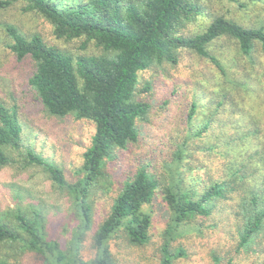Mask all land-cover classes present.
Masks as SVG:
<instances>
[{
  "label": "rangeland",
  "instance_id": "obj_1",
  "mask_svg": "<svg viewBox=\"0 0 264 264\" xmlns=\"http://www.w3.org/2000/svg\"><path fill=\"white\" fill-rule=\"evenodd\" d=\"M198 4L200 13L180 27V33L201 32L215 15H224L245 27L264 29V0H198ZM24 6L22 2H14L0 7V101L15 107L23 146L17 151L9 150L12 163L0 168V219L3 222L25 235L16 226L14 214L19 211L31 220L39 213L47 240L56 241L69 259L73 255L86 264H93L96 256L93 234L124 181L141 165L158 176L182 142H186L187 157L183 158L182 166H173L182 172L186 190L201 191L214 181L234 178L239 191L244 190L246 194L255 180L260 182L259 173H264L261 161L264 51L257 44L250 55L245 56L233 40L220 37L207 49L218 59L223 71L209 59L181 49L177 63L152 64L138 72L136 97L150 104L149 113L145 120L137 121L138 141L114 150L112 156L104 160L103 175L92 185L87 198L91 228L75 238L81 220L73 211L70 195L56 187L42 166L26 165L25 148L59 167L65 180L74 183L80 176L93 124L72 114L63 117L46 114L27 82L33 63L29 59H15L6 46L9 38L2 25L13 24L26 35L38 33L47 43L72 55L96 49L91 44L82 49L80 39H57L51 25L24 10ZM147 84L151 87L145 90ZM192 107L195 112L188 120ZM204 125L207 128L201 136L190 135ZM254 161L257 169L252 173ZM242 166L245 168L240 171ZM237 193H229L235 195L232 199L213 201L208 215L196 216L181 226V233L169 243V249L172 252L181 249L184 255L174 258L171 264H215L214 257L220 259L219 264H260V259L264 260V253L263 256L256 254L251 247L236 249L237 222L231 212ZM143 209L151 218L148 241L130 245L125 231L119 229L108 241L115 264H161L170 211L159 191L154 192L151 202ZM261 244L264 247V241ZM0 255L10 264L14 261L16 264H45L34 252H21L13 258V249L5 247L0 249Z\"/></svg>",
  "mask_w": 264,
  "mask_h": 264
},
{
  "label": "trees",
  "instance_id": "obj_2",
  "mask_svg": "<svg viewBox=\"0 0 264 264\" xmlns=\"http://www.w3.org/2000/svg\"><path fill=\"white\" fill-rule=\"evenodd\" d=\"M14 2L24 3V10L47 21L57 39H80L82 49L88 44L96 49L72 55L47 43L38 33L26 35L13 24L2 25L9 38L6 46L15 59H29L33 63L27 82L46 114L54 117L72 114L93 124L80 176L74 183L65 180L59 167L25 148L26 165L42 166L56 187L70 195L73 211L81 220L75 238L91 228L87 198L92 185L103 175L104 160L110 158L114 150L138 141L137 121L145 120L149 113L150 104L136 97L138 72L152 64L177 63L181 49L209 59L223 71L218 59L207 49L220 37L233 40L245 56H249L257 44L264 51L262 27H245L224 15H215L201 32L180 33L179 28L200 13L198 0H0V7ZM150 87L147 84L145 90ZM193 112L194 107L188 120ZM206 128L204 125L190 135L201 136ZM22 147L16 109L0 101V168L12 163L9 150L17 151ZM185 148L186 142L178 144L171 161L162 166L158 176L141 165L124 181L93 234L96 249L93 264H115L108 241L121 228L130 245L148 241L151 218L143 207L151 202L156 191L170 211L161 264H171L174 258L184 255L181 249L177 252L169 249V243L181 233V226L196 216L208 215L213 201L234 198L235 195H229L232 191L238 192L231 212L237 222L236 249L251 247L263 256L264 173H259L260 182L255 180L246 194L244 190L239 191L234 178L214 181L201 191L186 190L182 172L177 168L183 165L187 155ZM261 161L264 162V151ZM255 165L254 161L252 173L257 169ZM244 168L242 166L240 171ZM235 172H239V168ZM39 217L36 213L29 220L19 211L14 214L16 226L26 236L0 219V249H13V258L21 252H34L45 264H86L73 255L69 259L56 241L47 240ZM214 263L219 264L220 259L214 257ZM259 263L264 264V260L260 259ZM0 264H10V261L0 255Z\"/></svg>",
  "mask_w": 264,
  "mask_h": 264
}]
</instances>
